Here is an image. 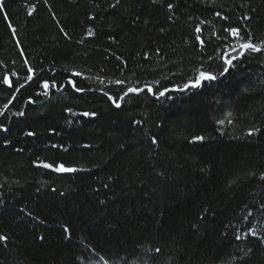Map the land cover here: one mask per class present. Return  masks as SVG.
Wrapping results in <instances>:
<instances>
[{
    "label": "trees",
    "instance_id": "1",
    "mask_svg": "<svg viewBox=\"0 0 264 264\" xmlns=\"http://www.w3.org/2000/svg\"><path fill=\"white\" fill-rule=\"evenodd\" d=\"M232 29L264 42V0H0V264H264V49Z\"/></svg>",
    "mask_w": 264,
    "mask_h": 264
},
{
    "label": "snow or ice",
    "instance_id": "2",
    "mask_svg": "<svg viewBox=\"0 0 264 264\" xmlns=\"http://www.w3.org/2000/svg\"><path fill=\"white\" fill-rule=\"evenodd\" d=\"M231 31V34L236 37L237 39L239 40H242V42L240 43L239 45V48L244 50V51H252V52H259L261 51L262 49H264V42L260 43V44H254L252 43L250 40H247V41H243V38L240 37V33H239V30L238 29H232L230 30ZM241 55H243V52H241ZM226 63L229 65V66H232V60H227ZM31 71V69H30ZM75 75V73H74ZM216 79V77L214 75H211V74H207L205 72H200L199 73V76L196 80V82L192 85V87H199L201 82L202 81H205V80H208V81H211V80H214ZM43 87L45 89H47L49 87L48 83L45 82ZM73 87H75V85L73 84ZM78 91L80 89H77ZM129 92H136L137 89L135 88H129L128 89ZM149 91H151V89H149ZM161 95H163V93H161ZM115 103V101H113ZM117 107H120L119 104H116ZM85 116H88V115H95L94 113L92 114H89V113H84ZM29 135H31V133H29ZM196 139L198 140H203V137H197ZM155 143V141H153ZM44 167L46 168H53L52 165H44ZM54 171H57V172H74L76 171V169L74 168H67L65 167L63 164L59 165V166H56L53 168ZM0 239H3V238H0ZM156 251H159V249H157Z\"/></svg>",
    "mask_w": 264,
    "mask_h": 264
}]
</instances>
